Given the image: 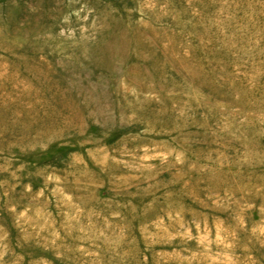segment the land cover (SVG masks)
I'll return each instance as SVG.
<instances>
[{
	"label": "rangeland",
	"instance_id": "rangeland-1",
	"mask_svg": "<svg viewBox=\"0 0 264 264\" xmlns=\"http://www.w3.org/2000/svg\"><path fill=\"white\" fill-rule=\"evenodd\" d=\"M0 264H264V0H0Z\"/></svg>",
	"mask_w": 264,
	"mask_h": 264
}]
</instances>
